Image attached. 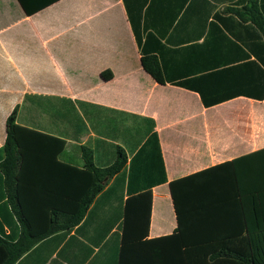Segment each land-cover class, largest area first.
<instances>
[{
    "label": "crops",
    "instance_id": "0c3cea01",
    "mask_svg": "<svg viewBox=\"0 0 264 264\" xmlns=\"http://www.w3.org/2000/svg\"><path fill=\"white\" fill-rule=\"evenodd\" d=\"M244 5L0 0V163L15 109L18 125L66 142L62 163L82 168L83 147L99 167L115 163L118 147L128 158L79 225L40 241L16 264H120L127 201L150 190L148 237L128 244L124 259L138 264L147 241L179 227L172 182L264 149V66L246 46L251 58H240L214 26L234 38L236 23L225 27L217 17ZM147 53L157 56L165 83L145 71ZM132 224L135 233L140 225ZM0 236H20L1 173Z\"/></svg>",
    "mask_w": 264,
    "mask_h": 264
},
{
    "label": "trees",
    "instance_id": "16d2710c",
    "mask_svg": "<svg viewBox=\"0 0 264 264\" xmlns=\"http://www.w3.org/2000/svg\"><path fill=\"white\" fill-rule=\"evenodd\" d=\"M227 11L231 15L218 16V21L225 27L233 21L238 28L229 29L232 38L215 24L220 39L241 51L240 58L249 59L246 46L264 66V0H246L243 7ZM151 39L148 36L145 52ZM142 65L165 83L157 56L145 55ZM102 78L109 80L111 74L102 73ZM65 145L58 137L18 125L17 109L8 117L0 173L20 236H0V264H16L40 241L79 225L96 196L127 163L118 147L113 165L96 166L93 150L83 147L85 164L78 168L59 161ZM170 187L179 227L173 235L147 241L150 248L145 257L137 258L138 264H264V149L174 181ZM151 209L150 190L128 199L120 264L128 244L148 237ZM132 223L140 225L135 233H130Z\"/></svg>",
    "mask_w": 264,
    "mask_h": 264
}]
</instances>
